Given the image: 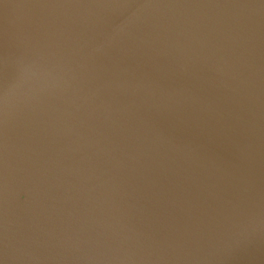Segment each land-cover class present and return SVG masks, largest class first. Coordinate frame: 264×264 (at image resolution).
<instances>
[{
    "label": "water",
    "instance_id": "95a60500",
    "mask_svg": "<svg viewBox=\"0 0 264 264\" xmlns=\"http://www.w3.org/2000/svg\"><path fill=\"white\" fill-rule=\"evenodd\" d=\"M0 264H264V0H0Z\"/></svg>",
    "mask_w": 264,
    "mask_h": 264
}]
</instances>
